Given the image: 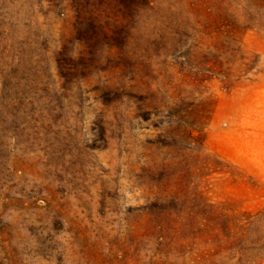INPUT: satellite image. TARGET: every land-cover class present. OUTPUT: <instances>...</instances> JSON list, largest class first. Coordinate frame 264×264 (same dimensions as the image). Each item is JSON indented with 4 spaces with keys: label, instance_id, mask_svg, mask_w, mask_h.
Segmentation results:
<instances>
[{
    "label": "rangeland",
    "instance_id": "374dc122",
    "mask_svg": "<svg viewBox=\"0 0 264 264\" xmlns=\"http://www.w3.org/2000/svg\"><path fill=\"white\" fill-rule=\"evenodd\" d=\"M227 227L264 243V0H0V264H245Z\"/></svg>",
    "mask_w": 264,
    "mask_h": 264
},
{
    "label": "trees",
    "instance_id": "16d2710c",
    "mask_svg": "<svg viewBox=\"0 0 264 264\" xmlns=\"http://www.w3.org/2000/svg\"><path fill=\"white\" fill-rule=\"evenodd\" d=\"M238 222L240 224H235L236 227H238V230L240 231V236L239 239L243 238L246 233L248 232V230H250V228H252L251 226H253L254 224H256V222H258V218L257 216H247L245 218H240L238 220ZM226 233H224V238L225 241L227 243H229V246L227 247V250H232L234 248H237L239 253H244V251H250L249 254L246 257L245 260V264H255L257 263V260L261 259L264 257V243L259 244V245H251V246H245L243 244H241V240L239 241L238 239H236L237 237L235 236L236 233H233L229 230V228L227 227L225 229ZM240 258L241 256L238 258V262H240Z\"/></svg>",
    "mask_w": 264,
    "mask_h": 264
}]
</instances>
